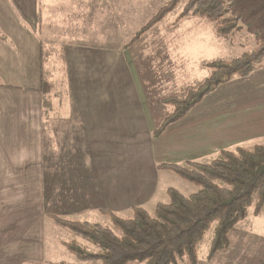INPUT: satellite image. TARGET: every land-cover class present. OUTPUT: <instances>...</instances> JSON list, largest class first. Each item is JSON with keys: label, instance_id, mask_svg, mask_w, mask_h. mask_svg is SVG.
I'll return each instance as SVG.
<instances>
[{"label": "rangeland", "instance_id": "rangeland-1", "mask_svg": "<svg viewBox=\"0 0 264 264\" xmlns=\"http://www.w3.org/2000/svg\"><path fill=\"white\" fill-rule=\"evenodd\" d=\"M39 1L40 3L35 4V1L32 3L27 0L26 5L32 10L37 5L46 7L45 13L50 18L43 19L45 26L41 29L42 35L21 34L17 29L16 36L22 43L33 42L34 47L43 44L40 74L43 65V74L50 75V81L55 84L54 87H58L51 92L52 96L57 93L54 100H49L46 104L62 108L67 105L74 108L76 114L74 118L62 115L60 119L57 115L56 119L51 120L45 117L46 167L51 175L46 180L50 193L46 209L62 216L71 215V205L69 206L68 202L73 203L76 199L79 201V209L78 212L76 209L73 211L74 215L85 213L89 208L92 209V206H98L100 202L94 203L98 202L97 198H92V176L98 177L105 170L113 172V175L106 173L105 179L112 182L113 176L112 194L116 199V186L119 184L125 204L127 200L132 202L142 197L145 202L141 205L151 212H154L156 202L169 200V187L177 188L186 194L198 190L197 185L180 177L176 172L156 167L157 161L160 164L212 159L217 155L216 149L212 146L207 149L195 145L199 151H204L198 153L195 148L186 149L178 144L165 146L164 141L159 145L162 150H159V146L152 147L153 139L157 138L154 136V130L173 110L172 105L163 100L184 96L190 89L196 88L210 73L207 62L232 59L258 46L264 39V0H225L230 4L229 15L239 17L241 26L227 36L219 35L214 23L206 17L198 15L180 19V13L187 2L180 0L175 9L159 22L147 27L138 37H135L136 34L170 0H49V3H44L48 0ZM191 17L199 19L195 22L188 21ZM32 20L33 27H36L37 19L33 17ZM200 28L215 32L218 37L214 46L209 44L206 49L198 42V45H195V41H191L194 32H198V37H201ZM190 44L193 56L200 54L201 48L206 49L205 53L199 55L203 59L197 60V57H194L191 63L184 51ZM12 48L9 53L15 55L16 52ZM49 57L54 58L52 62L46 61ZM10 58L4 61L10 66L5 69V73L13 71L11 64L15 61L9 60ZM35 64L36 61L32 67L33 73L37 67ZM16 71H19L18 67ZM28 73L29 68L26 74ZM131 73L133 78L130 77ZM107 76L111 77L110 81H107ZM20 79L22 81L13 80V83L22 87L32 85L31 82H26L24 75H20ZM219 88L204 98L192 111L191 117L196 116L200 108L211 110L222 106H244L251 101H262L257 105L261 108L264 104V64L250 75L236 77ZM63 95L69 99L67 102H64ZM141 96L148 101V111L151 110L149 118L153 121L149 125L146 122L141 123L143 133L139 131L141 129H134L136 120L140 122V119L144 118L137 115L143 108ZM91 107L110 108V113L115 112L116 108H124L126 115L122 118L128 128L125 134L130 145L119 146L114 140L110 141L105 136L101 138L99 129L89 133V119H92V128V124L104 127L101 125L107 123L106 118L112 121L121 118L115 114H110V117L102 114L94 116L87 110L82 111ZM45 110L49 109L45 106ZM237 121L240 123V141L224 149L264 142V130L255 129L247 122L243 112ZM52 123H56L55 130L49 127ZM141 127L139 125V128ZM102 130L106 132L105 129ZM104 131L101 133L104 134ZM246 131L249 132L248 135L244 134ZM139 143L145 148L138 147L136 144ZM120 150L129 154L127 163L120 167L112 164L111 167L108 162H101L108 154L112 155L115 162ZM96 157L101 161L93 165L92 158ZM90 166L92 173L89 178ZM120 169L127 174V184L119 173L114 174V171ZM57 173L61 175L58 178ZM65 185L69 187L68 193L63 190ZM113 211L124 218L134 215L133 207L127 205L123 209ZM82 219L102 223L121 233L109 215L101 216L98 212H90ZM54 221L59 226L50 219L46 221V264L77 261L76 255L65 247L63 241L75 239L92 251L99 250V247L63 228L55 219ZM210 237L211 233L208 232L207 238L200 246V258L202 252L209 249ZM263 252L264 209L257 215L253 213L252 208L246 219L230 232L229 246L208 258L209 263L205 264H255ZM198 264L204 263L199 259Z\"/></svg>", "mask_w": 264, "mask_h": 264}, {"label": "crops", "instance_id": "crops-1", "mask_svg": "<svg viewBox=\"0 0 264 264\" xmlns=\"http://www.w3.org/2000/svg\"><path fill=\"white\" fill-rule=\"evenodd\" d=\"M10 1L12 2L10 3ZM28 1L32 3L35 1V4L40 3L39 0ZM26 3L27 0H0V77L2 80L0 81V264H46L47 219L52 220L56 226L59 225L54 221L55 216L71 220H87L82 218L88 216L90 212H98L101 216L109 215L112 219L113 214L117 215L113 210L123 209L126 205L132 206L134 210L136 206H143L141 204L145 202V199L141 197L140 200L136 199V201L132 202H128L127 200V204H125L119 184L116 186V199L112 194L113 176L112 182L111 180L106 181L105 179L106 173L113 175V172L110 173L105 170L98 177L92 176V198H97L98 202L94 203L100 202L98 206H92V209L87 208L88 210L85 213L74 215L73 211L79 209V201L76 199L73 200V203L68 202L69 206L71 205V215L62 216L46 209L47 202L50 198L46 180L49 179L51 175L50 172H48V167H46L47 156L44 141L46 133L44 129L45 117L51 120L56 119L57 115L60 119L62 115L72 116L74 118L76 114L74 108L70 106L67 107V105L63 106V108L62 106L57 107L52 105L51 107H46L49 110H45L44 96L39 89L41 82L40 62H42L40 56H42L43 44H41V46L35 45L36 47H34L33 42L29 44L22 43L16 36V31L19 29L21 34H31L33 36L36 34L42 35L41 29L45 26L43 19L50 18V16L45 13L46 7L37 5V7L32 10ZM44 3H49V0L44 1ZM33 17L37 19L36 27L32 25ZM197 19L199 18L191 17V20L188 21L195 22L198 21ZM199 32L201 37H198V32L192 34L191 41H195V45L199 43L206 49L209 47V44H213L214 46L215 39L218 37L215 32L211 33L209 30L206 31V29L203 30L202 28H200ZM191 46L192 44L187 45L184 49L191 63L194 57H197V60L203 59V57L199 55L205 53L206 49L201 48V53L193 56L191 53L193 51L190 52ZM10 48L14 49L16 52L15 55L9 53ZM207 53H209L208 50ZM52 54L53 53H51V55ZM209 55H211V53H209ZM7 58L15 61V63L11 64L13 71L9 73H5V69L8 67L10 68V66L6 65L4 62ZM49 58L50 59H46V61L52 62V59H54L52 57ZM35 61L37 67L33 73L32 67ZM57 65L59 66V64ZM1 67H3L4 70ZM16 67L19 68V71H16ZM27 68H29L28 75L26 74ZM134 74L137 78L136 71H134ZM20 75H24L26 82H31L32 85L22 87V85L13 83V80H17V82L22 81ZM130 77H132V73ZM106 78L107 81L111 79L110 76ZM219 89L218 87L217 91ZM51 92L47 94L46 97L50 96L51 99L54 100L57 93L52 96ZM212 93H214V91ZM205 97H207V95ZM141 98L140 102L143 108L137 115H142L145 120L144 118L140 119V122L136 120L134 129H141L139 131L143 133L141 123L144 124V122H146V124L149 125L152 124L153 121L149 118V111L151 110L148 111L147 99L142 96ZM63 100L67 102L69 99L63 95ZM200 103L193 107L181 120L169 126L160 137L153 139L152 147H158L163 141L165 146L167 144H170V146L178 144L186 149L195 148V145L207 149L208 146H212L216 149L215 152L218 154L217 149L221 150L224 149V147L239 143L240 137L238 132L240 123L237 119L239 115H241V112H243L247 122H250L255 129L264 130V104L261 108L257 106L258 103H262V101H251V103L249 102L244 106H222L211 110L200 108L198 114L191 117L192 111L196 109ZM86 110L89 111L90 115L94 116L102 114L110 117V114H115L121 117L114 121L106 118L107 123L101 125L104 127L92 124V128L90 127L92 119H89L87 122L89 126L88 130L89 133H93V131L97 132L99 129L98 132H100L101 138L105 136L110 141L114 140L113 142H115L116 145H130L128 143L129 138L125 134L128 128L126 127L124 118H122L126 115L124 108H116L113 113H110V108L102 109L91 107L83 109L82 111ZM139 125L141 128H139ZM55 126L56 123L49 124V127L54 128L53 130H55ZM102 129H105L106 132ZM103 131L105 132L104 134L101 133ZM245 133L248 135L249 132L246 131L244 134ZM136 145L145 148L144 145L140 143ZM152 150L154 149L152 148ZM159 150H162L160 146ZM194 150L197 151L198 148ZM197 152L202 153L204 151L198 150ZM111 156V154L104 156L102 161L97 157L95 159L92 158V164L101 161L103 164L108 162L111 167L112 164H116L120 167L123 163H127L126 161L128 160L129 154L120 150L117 153L118 158L115 162L112 160ZM157 163L159 164L158 161ZM158 164L156 167L161 169ZM104 166L106 167V165ZM58 173L56 178L63 175L62 172L61 175H58ZM91 173L92 169L90 166V169H88L89 178L91 177ZM117 173L124 177L123 181L127 184L126 172L120 169L119 171H114V174L117 175ZM151 186L153 187L152 184ZM68 188L67 185L63 186V190L67 193ZM75 191L78 193L77 190ZM138 194H140V192H138ZM127 196L128 193H126V197ZM62 227L66 229V227ZM65 242L68 241H63L62 243L65 244ZM208 252L209 251L202 252V258H200L201 253L199 252V259H201L204 264L209 263ZM128 264L146 263L132 261ZM181 264L190 263L184 262Z\"/></svg>", "mask_w": 264, "mask_h": 264}, {"label": "trees", "instance_id": "trees-1", "mask_svg": "<svg viewBox=\"0 0 264 264\" xmlns=\"http://www.w3.org/2000/svg\"><path fill=\"white\" fill-rule=\"evenodd\" d=\"M180 0H170L136 34L159 22L177 7ZM225 0H187L179 18L203 16L214 23L221 36L240 29L239 17L229 15ZM264 64V39L253 50L232 59H217L206 63L209 75L194 89L180 97L163 100L172 111L154 130L161 136L169 126L181 120L203 98L222 84L236 77H246ZM41 67L40 90L46 97L55 84ZM161 169L176 172L194 183L198 190L189 194L169 187V200L157 202L154 212L143 206L134 208L129 218L112 215L121 233L99 222L71 220L55 216V220L72 233L99 247L92 251L77 240L65 242L76 255V262L62 264H198L202 242L211 233L208 258L230 244V232L251 212L264 209V142L253 146L222 149L212 159L189 160L185 163L162 162ZM255 264H264V252Z\"/></svg>", "mask_w": 264, "mask_h": 264}]
</instances>
